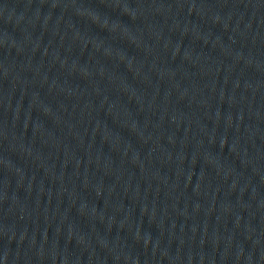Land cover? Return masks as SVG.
Wrapping results in <instances>:
<instances>
[{
	"label": "water",
	"instance_id": "1",
	"mask_svg": "<svg viewBox=\"0 0 264 264\" xmlns=\"http://www.w3.org/2000/svg\"><path fill=\"white\" fill-rule=\"evenodd\" d=\"M0 264H264V0H0Z\"/></svg>",
	"mask_w": 264,
	"mask_h": 264
}]
</instances>
